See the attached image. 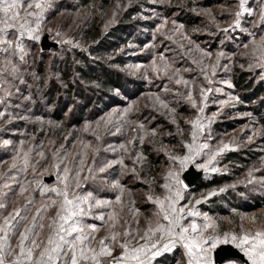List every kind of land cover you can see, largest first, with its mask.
Here are the masks:
<instances>
[{"label":"rangeland","instance_id":"374dc122","mask_svg":"<svg viewBox=\"0 0 264 264\" xmlns=\"http://www.w3.org/2000/svg\"><path fill=\"white\" fill-rule=\"evenodd\" d=\"M237 3L238 0H51V7L44 14L41 37L48 33L50 41L58 46L42 50L40 40H25L27 63L20 67L26 84L15 81L20 91L13 88L14 94L0 104V112L4 113L0 117V173L16 178L8 181L12 190L5 189L8 192L5 202L19 207L31 198L33 205L29 207L33 210L56 199L54 193L45 192L44 196L40 193L45 188L62 187L59 176L65 164L73 168L75 161L83 158L87 167L92 165L95 156L94 167H99L123 158V165L116 164L104 173H94L95 180H82L77 191L92 192L101 199L115 201L120 189L112 185L118 182L125 189L122 198L126 206L121 215L130 218L127 202L131 199L134 201L131 208L139 210V226L143 228L146 220L158 211L147 197L163 199L169 195L163 187L166 182L172 184L173 191L177 187L174 178L165 180L171 170L183 181L179 185L183 199L178 206L187 205L186 212L194 207L201 213L199 217H188L183 223L195 219L203 224V214H207L215 224L208 233H239L241 225L252 230L264 227V79L261 78L264 69L250 68L249 64H255L256 60L252 58L251 48H243V44L252 39L248 33H256L258 39L264 35V26L254 27L260 24V8L258 0H249L254 13L244 15L241 28L227 33L220 31L232 23ZM165 19L167 24L157 31ZM172 21H176V26L182 24L183 29L176 31ZM118 28L127 38L121 41L120 47L105 53L91 51ZM57 32L60 35H56ZM185 36L190 38L191 44ZM200 50L211 52L213 56L211 59L203 57ZM220 51L225 56L220 58L215 75L211 68L206 70L212 81L209 83L201 67L215 64V54ZM255 56L259 57L260 53L256 52ZM82 58L120 76L122 87L111 93L101 92L98 84L83 80L76 70L85 63ZM194 59L202 63L194 64ZM186 68L192 71H184ZM176 69L180 70L178 75L174 74ZM181 77L191 82L189 86L175 83V79ZM242 77L246 78L245 83L237 82ZM165 87L172 91H165ZM201 87L213 89L206 93V99L201 96ZM260 88L261 95L255 97ZM68 90H71L70 96ZM78 90L83 97L77 95ZM188 91L196 107L186 96L180 95ZM100 94H105L104 99H100ZM159 101L169 107L163 108ZM201 107L203 112L199 111ZM198 117L204 128L195 144L207 143L209 148L181 168L178 160L169 157L189 154L187 145L193 143L190 122ZM152 130L155 136L151 135ZM133 137L136 140L129 144ZM140 137L144 138L142 144ZM5 140L10 143L5 145ZM122 143L128 152L119 148ZM224 144L235 150L225 149L209 163L211 155ZM29 149L30 166L20 171L19 154ZM41 151L43 158L38 155ZM231 152L240 154L244 161L227 160ZM137 154L146 158L148 154L154 155L159 168L155 175L149 171L148 159L133 163ZM14 157L17 168L9 172ZM191 164L204 171V182L221 176L228 180L192 192L182 178ZM201 164L207 167H198ZM133 167L140 179L128 171ZM87 174L85 171L82 176ZM52 175L54 180L47 183L45 177ZM21 185L28 189L23 195H20ZM221 188L225 191L220 192ZM212 192L217 194L210 195ZM215 199L222 211L206 209L214 208ZM197 200L201 203L196 204ZM114 207L119 211V205ZM52 209L55 207L48 208ZM110 210L94 211L107 213ZM252 217L257 218L255 223ZM89 223L101 222L89 219ZM98 235L104 236L105 232L101 230ZM171 253L174 256L168 264H186L184 249L177 248ZM222 264L245 263L233 260Z\"/></svg>","mask_w":264,"mask_h":264},{"label":"snow or ice","instance_id":"6c2138e0","mask_svg":"<svg viewBox=\"0 0 264 264\" xmlns=\"http://www.w3.org/2000/svg\"><path fill=\"white\" fill-rule=\"evenodd\" d=\"M50 7L51 0H0V94H2L0 95V104L14 94L13 88L16 89V92L20 91L15 81L26 84L20 67L21 64L27 63L28 50L25 40L39 41L41 39L44 14ZM258 7L260 8L258 13L260 24L254 25V27L264 26V0H258ZM236 9L233 13L232 23L226 28L219 29L220 31L227 33L230 30L241 28L244 15L252 16L254 13V9L249 6V0H238ZM172 23L176 26V21H172ZM164 24H167L166 19L157 31ZM183 27L180 24L175 27V30L179 31ZM56 35H60V33L57 32ZM248 35L252 39L249 43L243 44V48L246 50L251 48L252 58L256 60V63H250L249 67L255 66L264 69V35H260L258 39L254 32H249ZM184 38L189 39L190 44L192 43L189 37L185 36ZM64 42L69 43V41ZM200 51L203 57L208 59L213 56L211 52ZM256 52L260 53L259 57L255 56ZM245 54L248 55V52ZM224 56L223 51L217 52L215 64L201 67V73L209 83L212 81L208 78L206 70L211 68L212 75H215L220 58ZM192 62L194 64L202 63L195 59ZM153 63L155 64V61ZM224 67L227 68L226 65ZM179 71L176 69L174 74L178 75ZM184 71H192V69L186 68ZM261 78L264 79V72L261 73ZM175 83L177 85L183 83L187 87L191 82L181 77L175 79ZM228 86L232 87L230 83ZM165 91H172V89L165 87ZM211 91H213L211 88L201 87L200 89L201 96L205 99L206 93ZM217 91L219 90L217 89ZM180 95L186 96L187 100L192 102V106L196 107V101L193 99L191 91ZM25 99H29V97H25ZM157 99L159 100V98ZM159 103L163 108L169 107L163 101H159ZM170 111L174 110L170 109ZM199 111L203 112V107ZM3 116L4 113L0 112V117ZM173 122L175 123V120ZM190 123L193 128L191 133L193 143L187 145L189 154L183 157H169L173 161L178 160L181 168L192 161L194 156L209 148L207 143L195 144L198 135L203 132L204 128L200 118L198 117ZM139 127L143 128V125ZM155 134V130H152L151 135L155 136ZM96 138L100 139L99 136ZM248 139L251 141L252 137L249 136ZM135 140L136 137H133L128 143L132 144ZM139 140L142 144L144 138L140 137ZM3 143L8 145L10 141L5 140ZM84 147L88 148L90 145H84ZM119 148L125 152L129 151L123 143L119 145ZM225 149L235 150L231 149L228 144H224L211 155L209 163ZM30 151L31 149L19 154L22 159L20 171H25L30 166ZM38 155L41 158L44 157L42 151L38 152ZM77 155L79 156V153ZM16 159V157L13 158L9 172L17 168ZM146 159L142 154H137L133 163L143 162ZM63 162L62 160L61 163ZM95 164V156L92 165L87 167L83 158L76 160L73 168L65 164L62 169L63 174L59 176L62 187L45 188L40 193L41 196H44L45 192L54 193L56 199H51L49 204L36 207L33 212L29 207L33 205V200L28 198L24 205L14 206L6 215L8 204L5 200L8 199V192L5 189L11 191L12 185L8 181L16 178L8 176L7 173H0V197L4 198L0 199V264H153L157 257L171 253L177 248L184 249L187 257L186 264H215L213 252L221 245H233L242 252L247 258L245 264H264V227L252 230L241 225L239 233L231 231L208 233L209 229L215 228V224L207 214H203L205 221L203 224H198L195 219L190 220L187 224L183 223L188 217H199L201 213L194 207L188 208L186 212L187 205L178 206L180 200L183 199L179 187L183 181L179 179L178 173L170 170L165 177L166 181L174 178V183L177 185L175 191H173L172 184L166 182L163 187L168 190L169 195L163 199L147 197L157 206L158 211L153 214V218L146 220L145 225L141 228L138 218L139 210L131 208L134 203L131 199L127 202L131 213L130 218L125 219L121 215L126 206L122 198L125 189L118 182L112 185L114 188L120 189V194L116 196L115 201L101 199L94 196L92 192L79 193L77 191L82 186V180H95L94 173H104L116 164L123 165V158L108 161L99 167H94ZM56 167L59 169V164ZM124 167L127 169L126 165ZM198 167L206 168L207 166L201 164ZM85 171L88 174L82 176ZM128 171L138 179L141 178L135 167ZM212 171L215 172L216 169L213 168ZM249 183L252 181L249 180ZM27 191V188L20 186V195ZM219 191L223 192L225 189L221 188ZM216 194V192L210 193V195ZM199 203L201 201L197 200L196 204ZM114 205H119V211ZM51 207H55V215L49 217L48 222L45 223V213ZM103 208L111 210L107 213L94 211ZM30 215L31 219H29ZM89 219L101 223H88ZM256 219V217H252V222L255 223ZM45 228H47V234L42 238L41 234ZM101 230L105 232L104 236L98 235ZM206 233L208 234L206 235ZM13 240H15V245L12 243ZM117 249L120 250L118 255L114 254Z\"/></svg>","mask_w":264,"mask_h":264},{"label":"trees","instance_id":"16d2710c","mask_svg":"<svg viewBox=\"0 0 264 264\" xmlns=\"http://www.w3.org/2000/svg\"><path fill=\"white\" fill-rule=\"evenodd\" d=\"M131 13V11L129 12ZM128 13V14H129ZM120 30L121 29H117L115 31V29L113 31L110 32V35L106 36L105 39H101L99 41V44L96 46H93L91 48V51L93 53H105L108 51H111L112 49H117L118 47H120V45H122L121 41H124L123 39H127L124 38L121 34H120ZM82 61H84L85 63L82 66L77 67V71L80 74L81 78L85 81H89V82H95L96 84H98V88L101 92H113V90L115 88H121L122 84H121V77L112 73V72H108L106 70H104L103 68L99 67L98 65H93L92 63H90L88 61V59L86 58H82ZM93 62V61H92ZM98 69V70H97ZM96 71H100V75L95 74ZM245 79L244 77L240 78L237 82H243L245 83ZM262 89L260 88L256 90V96L255 97H259L262 93L261 91ZM69 92V96L71 95V90H68ZM77 95L79 97H83L84 94L81 91H77L76 92ZM101 95V96H100ZM100 99H104L105 94H100ZM61 101V100H60ZM147 159H148V163H149V171L151 172L152 175H155L157 173L158 168V160L155 159L154 155L152 154H148L147 155ZM227 160H232L235 162H243L244 158H242V156L238 153L235 152H231L226 156ZM228 178L226 176H221V177H217L214 178V180H211L209 182H204L203 177L198 181V183L191 188L190 190L193 191H198L200 188L203 187H208L210 185H214V184H219L221 182L227 181ZM217 199V198H216ZM213 201V205L214 208L211 207H207L206 209H210L212 211H222V208L220 206V204H217V200ZM204 207V206H203ZM174 254L172 253H165L160 257H157L156 260H154V264H160V263H166L168 264L169 260L171 258H173Z\"/></svg>","mask_w":264,"mask_h":264},{"label":"water","instance_id":"95a60500","mask_svg":"<svg viewBox=\"0 0 264 264\" xmlns=\"http://www.w3.org/2000/svg\"><path fill=\"white\" fill-rule=\"evenodd\" d=\"M40 46L42 50H49L54 47H57L58 44L56 42H52L49 39V34H45L40 39ZM204 171L196 168L194 164H191L182 174V178L189 189L193 188L198 181L203 177ZM54 180V176L45 177V181L47 183L52 182ZM231 258V259H225ZM240 260L242 262H246V257H244L243 253L236 249L233 245H221L214 251V261L216 264H222L228 260Z\"/></svg>","mask_w":264,"mask_h":264},{"label":"crops","instance_id":"0c3cea01","mask_svg":"<svg viewBox=\"0 0 264 264\" xmlns=\"http://www.w3.org/2000/svg\"><path fill=\"white\" fill-rule=\"evenodd\" d=\"M51 198H53V197H51ZM54 198H56V197H54ZM49 201H51V200H49ZM12 208H13V206H10V205L8 204V208H7V210L5 211V215L7 214V212L11 211ZM34 209H35V208H34ZM34 209L32 210L33 212H34ZM55 212H56V209L47 210V212L45 213V223L48 222V218H49V217L55 215ZM29 219H31V215L29 216ZM87 222L89 223V220H87ZM91 222H92V221H91ZM46 234H47V228H45V229H44V232L41 234L42 238H43V236L46 235ZM12 243H13V245H15V240H13ZM213 259H214V252H213ZM233 260H235V259L228 260V261H226V263L229 262V261H233ZM236 261H240V260H236ZM240 262H242V261H240ZM243 263H245V262H243ZM215 264H216V263H215Z\"/></svg>","mask_w":264,"mask_h":264},{"label":"built area","instance_id":"2783aa9c","mask_svg":"<svg viewBox=\"0 0 264 264\" xmlns=\"http://www.w3.org/2000/svg\"><path fill=\"white\" fill-rule=\"evenodd\" d=\"M116 255H118V254H116Z\"/></svg>","mask_w":264,"mask_h":264}]
</instances>
